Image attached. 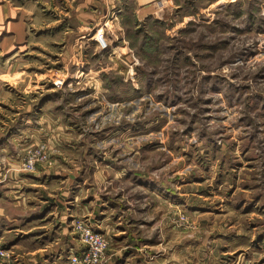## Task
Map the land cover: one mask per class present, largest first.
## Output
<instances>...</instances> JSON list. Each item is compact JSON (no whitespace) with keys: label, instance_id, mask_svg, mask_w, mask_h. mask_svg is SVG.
<instances>
[{"label":"rangeland","instance_id":"374dc122","mask_svg":"<svg viewBox=\"0 0 264 264\" xmlns=\"http://www.w3.org/2000/svg\"><path fill=\"white\" fill-rule=\"evenodd\" d=\"M172 1L157 20L123 0L115 29L84 23L80 0H0L16 12L0 18V161L125 175L99 193L131 220L127 234L69 217L58 264L81 258L85 229L108 242L99 264H124L126 250L127 264H264V0ZM160 188L170 205L163 232L149 231L162 205L145 194Z\"/></svg>","mask_w":264,"mask_h":264},{"label":"crops","instance_id":"0c3cea01","mask_svg":"<svg viewBox=\"0 0 264 264\" xmlns=\"http://www.w3.org/2000/svg\"><path fill=\"white\" fill-rule=\"evenodd\" d=\"M80 1L78 15L82 19L86 18L84 23H89L90 27L98 25L113 26L115 29H119V26L123 28L121 19L126 14L122 8L123 0ZM131 1L134 6V16L143 19L153 17L161 20L157 16L158 13L164 8L170 9L173 4L172 0ZM5 9H8L10 15L16 14L8 4H3L0 5V18L5 16ZM18 13L20 14V12ZM18 23H20V15H18ZM122 31L124 32V29ZM121 37L125 42L124 35ZM85 38L83 37V40L86 43L92 36L87 40ZM58 148L61 150L65 148L69 152L67 143L59 145ZM4 150V146L0 145V151ZM79 166L82 167L80 170ZM113 166V163H108L99 168L96 167L91 178L90 174L88 177L87 171H84L86 168L88 169L86 163L83 166L82 162L69 161L64 158L56 159L53 167L30 175L17 171L19 168L17 161L4 164L0 161V240L4 242V246L12 255V264L65 262V259H62L63 254H68L69 243H71L69 240V217H77L79 213L82 215V212L83 217L96 222L104 233H107L112 226L118 233L117 235H126L127 227H131V220L124 221V217H122L124 214L116 208L114 200L109 202L108 199L100 197L99 193L108 182L125 177L124 174H118ZM92 181L93 183H91ZM42 192H46L48 195H40ZM145 195L155 198L158 204L162 205L161 208L157 206L155 210L156 213H159L155 218L157 220L155 227L157 228L151 225L150 228L146 227L147 225L145 227L149 231L157 229L163 232L165 219L163 210L164 206L170 205L169 195H165L163 188ZM49 196H55L56 201L51 200ZM71 206L74 208L75 215L69 214ZM6 209L18 210L20 214L15 215ZM147 209L148 212L150 210L148 214L147 211L141 212L142 210H140V214L138 213L140 218L151 216L153 208L147 207ZM153 216L155 215L153 214ZM158 220H161L160 223ZM142 222L144 221H141V225ZM123 224L124 228L121 227ZM160 226L162 229L159 228ZM151 246L159 247L155 244ZM14 251L20 255L14 256ZM131 253L126 250L123 255L119 256L117 263L120 261H124V264L132 262ZM152 257L161 261L165 259L162 252Z\"/></svg>","mask_w":264,"mask_h":264},{"label":"built area","instance_id":"2783aa9c","mask_svg":"<svg viewBox=\"0 0 264 264\" xmlns=\"http://www.w3.org/2000/svg\"><path fill=\"white\" fill-rule=\"evenodd\" d=\"M97 42L100 44L102 50L107 48V42L103 36H99ZM25 169L31 171L34 169V162L29 161L25 164ZM84 252L80 259L74 258V264H99L108 247V242L104 236L92 233L91 230L85 229L83 231ZM5 254L0 250V258H5Z\"/></svg>","mask_w":264,"mask_h":264},{"label":"bare ground","instance_id":"6f19581e","mask_svg":"<svg viewBox=\"0 0 264 264\" xmlns=\"http://www.w3.org/2000/svg\"><path fill=\"white\" fill-rule=\"evenodd\" d=\"M96 36H97V35H96ZM96 38H97V37H94L93 41H94V40H96V41H97V39H96ZM98 38H99V36H98Z\"/></svg>","mask_w":264,"mask_h":264}]
</instances>
